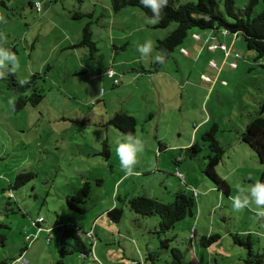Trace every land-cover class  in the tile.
Returning a JSON list of instances; mask_svg holds the SVG:
<instances>
[{"label": "rangeland", "instance_id": "1", "mask_svg": "<svg viewBox=\"0 0 264 264\" xmlns=\"http://www.w3.org/2000/svg\"><path fill=\"white\" fill-rule=\"evenodd\" d=\"M216 1L224 12V0ZM234 1L243 9L250 0ZM37 2L40 13L31 7ZM188 2L196 0H178ZM262 10L258 0L254 15ZM88 25L94 49L81 46ZM155 26L136 7L115 13L111 0H0V48L18 62L14 71L9 61L0 68V261L22 264L18 260L27 249V264H249V250L233 235L251 241L264 260V205L257 206L252 196L264 165L242 141L264 99L263 63L242 36L223 39L226 59L221 49L211 51L205 43L213 31L192 29L156 71L158 41L177 23ZM211 38L219 45L217 35ZM145 45L149 50L142 54L138 49ZM8 68L19 81L39 74L40 104L15 109L18 94L9 85ZM31 94V89L25 93ZM119 112L136 119L135 138L110 123ZM213 127L224 150L215 172L224 184L206 174L214 153L203 136ZM117 141L137 149L131 174L121 165ZM193 144L201 149L194 156ZM28 172L36 177L12 188L18 174ZM86 182L90 196L76 210L68 197ZM183 192L195 200L193 215L167 233L158 216L129 206L136 196L169 204ZM237 200L248 203L236 210ZM116 207L124 211L119 222L108 215ZM41 217L44 230L35 235L33 223ZM67 225L81 228L90 255L68 248L73 252L61 256V227ZM92 229L94 248L84 234ZM211 235L220 238L202 245ZM27 236L34 238L29 247Z\"/></svg>", "mask_w": 264, "mask_h": 264}, {"label": "trees", "instance_id": "2", "mask_svg": "<svg viewBox=\"0 0 264 264\" xmlns=\"http://www.w3.org/2000/svg\"><path fill=\"white\" fill-rule=\"evenodd\" d=\"M177 3L178 0H167V6L162 9L161 18L155 26L159 29H166L172 23H177V28L173 32L163 40L158 41L157 49L159 52V59L154 66L156 71H159V69L171 58L172 53L182 46L192 29L201 31L209 30L215 33H218L217 31L221 29L236 37L242 36L248 49L257 53V58L262 61V66L264 67V0L263 10L258 15H254L258 0H250L243 9H237L234 0H224V12L219 11L218 2L216 0H196V2H188L185 4ZM34 5L35 3L31 4V7L34 8ZM111 7L115 13L127 7H136L141 9L147 18L152 16L151 10L141 5L140 0H111ZM194 35L197 34L193 33L192 38H194ZM91 39L92 29L88 25L83 31L81 46L87 45L94 49V43ZM183 50L186 49L182 48L181 54H183ZM4 72L9 76L10 87L18 94V99L14 104L16 110L22 109L28 104L38 105L42 102L44 98L43 91L36 86L35 82L36 79L40 78L39 74L33 75L28 80L19 81L10 68L4 69ZM0 78L4 79V74ZM30 89L32 90V94L30 96L25 95L27 90ZM110 123L130 138L136 137L137 122L133 116L125 112H119L115 114ZM216 128L217 127H213L203 136L205 142H210L209 148L214 153V155L208 156L209 163L207 165L206 174L212 180L224 184L225 182L222 181L215 172L216 166L222 161L224 156V150L215 136ZM242 141L254 150L259 161L264 165V99L261 104L259 116L251 120L246 130L242 133ZM189 150L192 151L194 156L201 149L197 144H193ZM105 154L109 156L108 150ZM35 177L36 174L32 172L20 173L16 177L15 184L14 186L12 185V188L17 189ZM260 188L261 191L264 192V173L260 180ZM90 192V184L88 182L84 183L82 188L76 191L74 195L68 197V204L72 208L79 210L76 204L85 203L90 196ZM194 205L195 200L184 192L177 193L175 201L169 204H163L157 199L148 198L146 196H136L129 200V206L134 212L143 216H158L163 233L171 231L178 222L188 218L189 209H191L193 213ZM123 212V209H118L116 207L108 212V215L111 220L119 222L123 216ZM61 229H63L61 242L62 257H65L73 251L79 252L82 256H88L92 253V248H89L81 237L83 233L81 228L67 225L61 227ZM84 234L87 236V232ZM233 237L237 243L247 247L249 250V257L246 263L264 264L263 256L254 254L251 241L245 243L240 239L239 235H233ZM219 238V235L203 237L201 243L205 247H209ZM90 242L91 246L94 248L95 242L92 240H90ZM68 248H71L73 251ZM0 264H9V262L1 260ZM58 264L63 263L59 261Z\"/></svg>", "mask_w": 264, "mask_h": 264}, {"label": "clouds", "instance_id": "3", "mask_svg": "<svg viewBox=\"0 0 264 264\" xmlns=\"http://www.w3.org/2000/svg\"><path fill=\"white\" fill-rule=\"evenodd\" d=\"M140 4L146 8H149L152 12V16L149 18L151 23L159 22L161 18L162 9L167 6V0H140ZM142 54L146 53L149 48L147 45L140 46L138 49ZM5 61L12 62L14 65L13 71L16 67H18L17 58L14 54H9L3 48H0V68L5 66ZM3 76V73L0 72V77ZM117 143H119L117 141ZM137 149L134 145L130 143H119V147L116 149L117 155L121 159L122 167L131 174L132 165L134 163V155ZM252 196L255 199V203L257 206L264 205V192L261 191L259 185L252 189ZM248 201H243V203L239 200L236 201L234 208L236 210H240L243 206H246Z\"/></svg>", "mask_w": 264, "mask_h": 264}, {"label": "built area", "instance_id": "4", "mask_svg": "<svg viewBox=\"0 0 264 264\" xmlns=\"http://www.w3.org/2000/svg\"><path fill=\"white\" fill-rule=\"evenodd\" d=\"M41 6H42V4H41L40 2H37V3H35L34 8L36 9L37 12H40V11H41ZM229 34H230L229 32L224 31V35H229ZM230 35H232V34H230ZM194 39H195L196 41H202V40H203L199 35H194ZM212 39H213V38H208V39L205 40V43H209V46H208L209 50H211V51H216V50H218V49H221V50L224 52V57L227 59L228 56H229V54L226 53V45H225V44H221V43H219V45H218V44H214V43H210ZM183 54L187 55L188 53H187L186 50H183ZM238 57H239V55H235V61H233V62L231 63V69H233V70H235V69L238 67V61H239V58H238ZM210 63H211V65H213V66L216 65V63H215L214 61H211ZM108 74H109L110 77H114L115 72L112 71V70H110V71L108 72ZM202 79H203L204 81H206V82H212V81H209V79H208L205 75L202 76ZM216 83H217L216 81H215V82H212L213 85H216ZM221 85L226 86V82H225V81L222 82ZM43 222H44V219H43V218H39V219H37L36 222L33 223V225H34V226L41 227V224H42ZM40 230H42V228H39V229H38V232H39ZM37 234H38V233H37ZM37 234H36V235H37ZM87 237H88L90 240H93V242H96L95 234H94V231H93V230L87 232ZM33 241H34V238H33V237H31V238H30L29 236L26 237V242L28 243V246L32 245ZM94 246H95V245H94ZM81 256H82V255H81ZM82 257H84V256H82ZM18 261H19V262L22 261V262H21L22 264H27V263H28L25 259H23V257H20ZM95 261L97 262L96 264H100L97 260H95Z\"/></svg>", "mask_w": 264, "mask_h": 264}, {"label": "crops", "instance_id": "5", "mask_svg": "<svg viewBox=\"0 0 264 264\" xmlns=\"http://www.w3.org/2000/svg\"><path fill=\"white\" fill-rule=\"evenodd\" d=\"M195 34H197V35H199L198 33H195ZM211 35H213V36H211ZM214 35H217L218 36V41H219V43H221V44H225L226 45V43H224L223 42V39H229V35H220L219 33H213V32H211V33H209L207 36H206V38L205 39H208V38H211V37H214ZM215 39V38H214ZM195 41V40H194ZM201 44V43H200ZM204 46V45H203ZM202 46V47H203ZM220 54H222V53H220ZM211 61V60H210ZM42 218V217H41ZM39 228H42V226L41 227H38L37 226V229H39ZM44 230V228H42V231ZM93 231H94V229H92ZM38 233V231L35 233V235ZM27 250H25V251H23L22 253H21V256L20 257H23L24 255H25V252H26Z\"/></svg>", "mask_w": 264, "mask_h": 264}, {"label": "water", "instance_id": "6", "mask_svg": "<svg viewBox=\"0 0 264 264\" xmlns=\"http://www.w3.org/2000/svg\"><path fill=\"white\" fill-rule=\"evenodd\" d=\"M189 213H190V216H192V212H191V209H189Z\"/></svg>", "mask_w": 264, "mask_h": 264}]
</instances>
